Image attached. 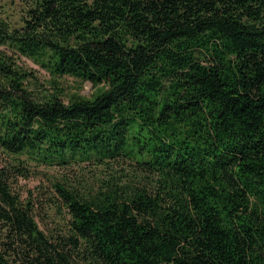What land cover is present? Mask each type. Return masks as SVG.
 Returning <instances> with one entry per match:
<instances>
[{"label": "trees", "instance_id": "1", "mask_svg": "<svg viewBox=\"0 0 264 264\" xmlns=\"http://www.w3.org/2000/svg\"><path fill=\"white\" fill-rule=\"evenodd\" d=\"M18 1L21 24L0 20V264H264V0ZM20 57L102 86L36 97ZM30 164L112 172L52 182L66 219L42 229L14 191Z\"/></svg>", "mask_w": 264, "mask_h": 264}, {"label": "rangeland", "instance_id": "2", "mask_svg": "<svg viewBox=\"0 0 264 264\" xmlns=\"http://www.w3.org/2000/svg\"><path fill=\"white\" fill-rule=\"evenodd\" d=\"M23 5L18 1L0 0V20L8 22L10 25L18 27L21 24ZM19 63L32 71L33 78L28 80L27 86L32 93L39 97L44 93L58 91V95L64 101H69L77 96L91 98L95 95L101 85L95 86L88 81H81L71 76H61L56 80L42 69L38 64L26 57H20ZM119 165V164H117ZM123 166V165H121ZM119 169V166H113ZM126 170H130L124 165ZM125 169V168H123ZM111 169L98 168L95 165H73L68 168H53L29 165V175L26 178H19L14 191L18 193L21 199L27 197L35 198L38 204H43L36 211L35 216L40 228L54 229L57 221L66 219L63 211L58 212L57 203L54 202L48 206L51 201H56V193L52 188V182L58 180L65 182L66 185H72L83 191L95 189L100 180L106 181ZM129 173V172H128ZM129 177V176H128ZM127 178V177H126ZM69 187V186H67Z\"/></svg>", "mask_w": 264, "mask_h": 264}]
</instances>
